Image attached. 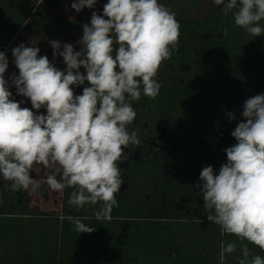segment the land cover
Segmentation results:
<instances>
[{
	"label": "clouds",
	"instance_id": "clouds-1",
	"mask_svg": "<svg viewBox=\"0 0 264 264\" xmlns=\"http://www.w3.org/2000/svg\"><path fill=\"white\" fill-rule=\"evenodd\" d=\"M212 2L225 13L235 10V25L251 38L264 35V0ZM96 3L74 0L71 8L78 13ZM180 27L159 0H107L103 14L93 11L90 24L83 25L79 51L71 43H63L61 51L60 41H50L53 58L62 57L66 70L39 55V47L21 43L12 48L19 74L10 79L17 95L30 99L31 109L12 98L5 79L9 62L0 51V178L10 182V190L34 192L42 183L55 192L73 188L70 205L99 203L96 220H110L124 183L119 166L124 150L141 143L129 130L136 118L132 104L142 94L159 95L156 77L178 50ZM85 82L89 86L77 95L74 88ZM41 108L46 115L32 110ZM242 116L231 132L236 143L224 149L227 161L218 174L203 167L199 187L209 222L264 251V94L248 98ZM228 117L235 119L232 112ZM37 166L51 171L34 179ZM67 219L79 234L96 230L78 217ZM236 249L235 241L222 243L221 261ZM242 254L239 264H264L247 244Z\"/></svg>",
	"mask_w": 264,
	"mask_h": 264
},
{
	"label": "trees",
	"instance_id": "trees-1",
	"mask_svg": "<svg viewBox=\"0 0 264 264\" xmlns=\"http://www.w3.org/2000/svg\"><path fill=\"white\" fill-rule=\"evenodd\" d=\"M105 3L107 0H100L95 12L102 15ZM58 4L51 0H0V46L24 28L49 41L56 36L66 39L82 35L83 25L90 24L91 18H57L54 15ZM234 11L225 13L222 6L215 14L175 15L181 26L179 41L184 40L186 33L199 29L204 33L200 42L209 82L214 84L217 77L225 81L222 90L227 100L214 163L218 172L227 161L224 149L236 143L231 132L244 120V102L264 94V35L251 38L243 28L235 25ZM44 13L46 16L41 17ZM30 17L38 19L29 21ZM8 62V76L18 75L14 57H9ZM176 89H179V97L202 90L195 85ZM9 91L13 99L22 101L23 96L17 95L16 87L9 84ZM229 112L234 113L235 119H229ZM72 191L73 188L64 189L60 210L40 213L30 212L20 193L13 196L12 202L16 204L20 199L21 204L12 211L0 210V264H239L244 244L252 255L264 257V251L258 247L241 242L234 235L222 234L219 225L209 222L203 199L192 207L193 221L158 225L148 221L132 225L127 237L117 243L101 235L105 225L87 217L92 209L68 203ZM68 216L78 217L96 230L79 234ZM108 228L115 230V223ZM233 241L237 244L236 251L225 254L221 261L222 243Z\"/></svg>",
	"mask_w": 264,
	"mask_h": 264
},
{
	"label": "flooded vegetation",
	"instance_id": "flooded-vegetation-1",
	"mask_svg": "<svg viewBox=\"0 0 264 264\" xmlns=\"http://www.w3.org/2000/svg\"><path fill=\"white\" fill-rule=\"evenodd\" d=\"M199 30L186 33L184 40L179 41L178 50L162 64L156 77L161 84L159 95L150 99L142 94L141 99L132 104L136 118L129 130L137 133L141 143L139 146L129 145L124 150L119 165L124 183L116 195L118 206H114L110 220L98 221L106 226L101 233L106 239L119 243L127 237L132 225L148 221L156 225L193 221L192 207L203 199L199 187L202 168L210 165L214 172H218L214 163L222 136L223 107L227 95L222 90L225 85L222 78L217 77L214 84L209 82L200 42L204 33ZM80 37L82 35L66 39L56 36L54 40L65 43ZM41 40L50 43L49 40ZM63 66L56 65L65 70ZM183 85H195L202 90L179 97V89L176 88ZM85 86H89L87 82L75 87V93L81 94ZM9 185L10 182L0 179L3 200L0 210H15L21 200L14 204L12 198L20 193L30 212H45L32 206V192L12 191ZM43 186L45 190L40 187V194L48 199L53 193L56 197L54 204L60 210L64 190L55 192L46 184ZM85 206L87 210L92 209L87 217L96 220L95 212L101 205ZM114 223L115 230H109V225L114 226Z\"/></svg>",
	"mask_w": 264,
	"mask_h": 264
},
{
	"label": "rangeland",
	"instance_id": "rangeland-1",
	"mask_svg": "<svg viewBox=\"0 0 264 264\" xmlns=\"http://www.w3.org/2000/svg\"><path fill=\"white\" fill-rule=\"evenodd\" d=\"M55 1L58 4V7L55 11V17L62 18L65 20H72L76 17H82L85 19H90L92 12L96 10L100 0H97V3L94 8L88 9L85 8L81 10L80 12H76L74 9L71 8V4L74 2V0H51ZM160 3L164 4L166 7H168L172 12L175 13V15L178 16H187L189 13L193 14L194 16H202L208 13H217L221 11L222 6H216L213 4L212 0H159ZM31 20L35 21L34 17L31 18ZM82 37L76 40H70L66 41L65 43H71L75 50H80V44L79 41ZM60 41V40H58ZM21 43L25 44V46H37L40 49L39 55H47L49 60L53 62V64L56 65H64V69L66 70V65L63 62L62 57H55L53 58V48L51 47L50 43H46L37 35L29 34L25 28L21 29V31L18 33V35L13 36L12 38L6 39L3 46H0V51H4L6 53L7 57H12V48L20 45ZM63 43H61V51L63 50L62 47ZM160 67V71H161ZM62 70V69H61ZM64 71V70H62ZM82 73H85V70L83 68L80 69ZM8 69L5 73V79L9 81V84L14 86L11 83V79L8 76ZM86 74V73H85ZM22 107H27L29 109L32 108L30 99L27 97H23L21 101ZM34 112H37V114H45L46 115V109L41 108L39 111L32 109ZM43 171L47 174L50 169H45L43 166H37L35 169H33L31 175L34 179L41 180L46 174L43 173ZM44 183L41 184V188L45 190ZM40 187L32 192V206H35L37 209H40L41 211L45 212H51L56 211L57 206L54 204V200L56 197H54L53 193L50 194L49 198L46 199L43 197L44 195L40 194L42 193L40 191Z\"/></svg>",
	"mask_w": 264,
	"mask_h": 264
}]
</instances>
